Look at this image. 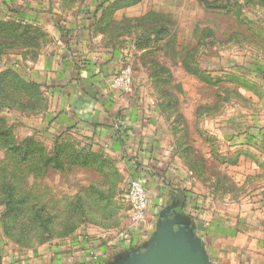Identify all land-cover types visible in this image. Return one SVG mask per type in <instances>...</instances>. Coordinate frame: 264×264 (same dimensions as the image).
Wrapping results in <instances>:
<instances>
[{
    "label": "rangeland",
    "instance_id": "rangeland-1",
    "mask_svg": "<svg viewBox=\"0 0 264 264\" xmlns=\"http://www.w3.org/2000/svg\"><path fill=\"white\" fill-rule=\"evenodd\" d=\"M96 1L0 0V247L31 253L117 210L126 216L115 237L136 229L132 179L122 184L105 153L81 151L73 132L54 137L45 121L50 103L35 79L63 22L77 25L86 56H127L131 84L119 96L148 118L189 197L205 207L211 193L230 191L239 203L241 170L226 161L239 144L230 131L264 114V88L249 71L264 58V0ZM91 7L100 14L85 21ZM14 147L37 152L23 160Z\"/></svg>",
    "mask_w": 264,
    "mask_h": 264
},
{
    "label": "crops",
    "instance_id": "crops-1",
    "mask_svg": "<svg viewBox=\"0 0 264 264\" xmlns=\"http://www.w3.org/2000/svg\"><path fill=\"white\" fill-rule=\"evenodd\" d=\"M96 14H100L97 9L88 8L85 21ZM83 24L78 22L81 28ZM76 28L66 22L53 27L52 47L43 55L44 67L35 80L50 103L45 121L54 127V137L73 132L83 138L85 149L81 151L94 152L86 148L89 144L105 153L115 163L122 184L131 179L142 182L150 204L143 220L124 239L114 235L126 216L117 210L106 218L101 216L102 220L86 221L69 238L31 253L0 247V264H111L123 253L142 250L153 237L160 212L168 207L186 218L211 264H264V114L230 131L232 143L239 144L226 162L238 164L241 170L239 203L231 202L230 191L223 198L213 192L204 207L200 197H189L185 177L165 157L148 118L127 107L119 91L111 88L110 79L127 56L121 52L97 60L86 56ZM249 63V71L260 78L258 83L264 88V58ZM233 155L239 156L237 161ZM251 168L252 174L248 173ZM247 186L254 192L251 198L246 196ZM121 200L119 194L114 197L116 203Z\"/></svg>",
    "mask_w": 264,
    "mask_h": 264
},
{
    "label": "water",
    "instance_id": "water-1",
    "mask_svg": "<svg viewBox=\"0 0 264 264\" xmlns=\"http://www.w3.org/2000/svg\"><path fill=\"white\" fill-rule=\"evenodd\" d=\"M170 210L160 212L153 237L142 250L123 253L111 264H211L186 218Z\"/></svg>",
    "mask_w": 264,
    "mask_h": 264
},
{
    "label": "built area",
    "instance_id": "built-area-1",
    "mask_svg": "<svg viewBox=\"0 0 264 264\" xmlns=\"http://www.w3.org/2000/svg\"><path fill=\"white\" fill-rule=\"evenodd\" d=\"M125 64L117 72H115L110 79L111 88L114 90L125 91L130 87V68ZM127 200L132 212L134 213L136 226H138L143 220L145 212L150 204L149 194L142 182L137 180L130 182L127 192ZM119 238L124 239V234L120 235Z\"/></svg>",
    "mask_w": 264,
    "mask_h": 264
},
{
    "label": "trees",
    "instance_id": "trees-1",
    "mask_svg": "<svg viewBox=\"0 0 264 264\" xmlns=\"http://www.w3.org/2000/svg\"><path fill=\"white\" fill-rule=\"evenodd\" d=\"M15 86H17V83L15 84ZM32 86V85H31ZM24 86L21 84L20 82V86L18 84V88H23ZM18 147H14L13 148V152H18ZM37 152L36 149H33V150H21L19 151V153H23V160H26L28 157H30L31 154ZM48 161V159H46Z\"/></svg>",
    "mask_w": 264,
    "mask_h": 264
}]
</instances>
